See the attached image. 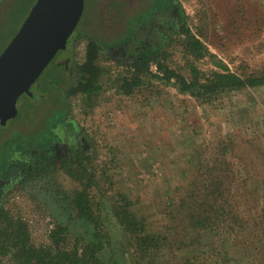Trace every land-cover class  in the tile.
Segmentation results:
<instances>
[{
  "label": "trees",
  "instance_id": "obj_1",
  "mask_svg": "<svg viewBox=\"0 0 264 264\" xmlns=\"http://www.w3.org/2000/svg\"><path fill=\"white\" fill-rule=\"evenodd\" d=\"M35 1L0 4V54ZM82 16L83 10L80 20ZM77 26L65 46L83 40L82 61L77 62L72 51L70 69L54 65L38 84L36 94L43 95L38 104L50 102L41 129L37 131L43 117L33 128L29 113L36 105L25 95L19 98L20 109L15 105L9 112L7 123L16 124L26 115L27 128L34 132L6 138L2 135L8 126H0V264H156L176 252L181 258L160 264H264V200H260L264 183L251 189L237 175L230 133L214 135L209 151L201 153L195 176L167 196L164 218L158 222V213H148L136 197L115 190V165L99 158L94 140L87 139L89 148L84 150L83 133L70 139L71 98L80 96L82 105L92 107L103 89L102 48L114 47L134 59L128 72L112 81L123 96L156 80L199 106H214L219 99L264 89V70L248 75L232 72L194 35L176 0H156L146 18L134 26L128 23L120 36L113 32L101 36L98 26L84 30ZM254 102L249 96L247 103L252 107ZM241 108L238 111L245 115L247 108ZM58 128L66 132L59 170L70 182L67 191L53 180L47 159L38 154ZM14 153L18 157L11 163ZM13 189L35 201L36 209L48 206L37 200L41 196L53 206L56 217L46 241L37 243L33 238L29 221L11 197Z\"/></svg>",
  "mask_w": 264,
  "mask_h": 264
},
{
  "label": "rangeland",
  "instance_id": "obj_2",
  "mask_svg": "<svg viewBox=\"0 0 264 264\" xmlns=\"http://www.w3.org/2000/svg\"><path fill=\"white\" fill-rule=\"evenodd\" d=\"M176 1L194 35L232 72L248 75L264 70V0ZM155 2L84 0L83 16L77 28L84 30L88 26H98L101 36L111 32L114 36H120L128 23L134 26L137 21L146 18ZM72 51L76 61L81 62L85 42L78 40L74 43L71 40L62 47L53 63L30 87V92L35 94L38 91L36 86L53 71L55 63H64L70 69L73 65ZM175 61L180 62L177 55ZM132 62V58L116 51H102L100 64L106 73L103 89L94 105H82L80 96L71 98L73 116L70 122L78 132L84 134V150L89 148L86 140H94L99 158L112 161L115 165V190L136 197L148 213H158V222L164 218L167 196L176 186L186 185L195 176L201 153L209 151L206 148L214 141V135L220 133H230L234 140L237 175L246 180L249 188H261L264 183V89L219 99L215 107L199 106L191 97L179 94L174 88L163 86L156 80H148L130 96L118 95L112 81L124 76ZM202 68L208 69L209 66L202 65ZM151 71L154 72V69ZM249 96L255 100L252 107L247 103ZM20 102L18 98L12 104L14 106L0 114V126H8L3 137H13L16 132L24 136L34 132V129L27 128L29 121L26 115H21L16 124L7 123L9 112L15 110V105L20 109ZM240 106L247 108L245 115L238 111ZM49 107L50 102L44 104L42 100L29 113V117H33V128L43 117L37 131L45 118L44 109ZM48 166L53 180L64 190L70 189L69 180L59 170L58 160L49 162ZM11 197L19 206L20 213L29 221L35 241H46L53 215L56 217L46 197L37 199L35 196L49 206L44 207L43 211L36 209L35 201L18 189H13ZM260 200H264V191L260 194ZM179 253L166 255L156 264L181 258Z\"/></svg>",
  "mask_w": 264,
  "mask_h": 264
},
{
  "label": "water",
  "instance_id": "obj_3",
  "mask_svg": "<svg viewBox=\"0 0 264 264\" xmlns=\"http://www.w3.org/2000/svg\"><path fill=\"white\" fill-rule=\"evenodd\" d=\"M83 0H36L0 54V114L30 87L65 46L83 10Z\"/></svg>",
  "mask_w": 264,
  "mask_h": 264
},
{
  "label": "flooded vegetation",
  "instance_id": "obj_4",
  "mask_svg": "<svg viewBox=\"0 0 264 264\" xmlns=\"http://www.w3.org/2000/svg\"><path fill=\"white\" fill-rule=\"evenodd\" d=\"M163 11L164 10L162 9V12H161L162 14L165 13ZM104 50H113V51H116V52L120 53L122 56H126V57L132 58L131 56L124 55L122 52L118 51L114 47L102 48L101 51H104ZM132 60H134V59L132 58ZM61 64L63 65L64 68L67 67V66H65L64 63H61ZM61 64L60 63H55V66L56 67H59V66L61 67L62 66ZM48 65H50V63ZM37 87H38V85L36 86V89H37ZM31 94H33V93H31ZM22 96H24V95H22ZM33 96H34V98L29 97V96H26V97L31 98L35 105H37L40 102V100L42 99V97H43L42 94H36V93L33 94ZM73 129H74V131H73L74 134H72V136H71L70 139L76 140V139H78V136L81 135L82 133L81 132H78L74 127H73ZM65 133L66 132L63 129H59L58 128V129L54 130L52 139L50 141L46 142L45 144L41 145L40 148H38V149H40L39 152H38V154H40L41 156H43V157H45L47 159L48 165H49V162H51V161H53L55 159H57L58 160V163H60V158H62L65 155V153H66V148H65V143H64L65 142ZM80 142H82V138L80 139ZM53 148H55V149H53ZM17 157H18L17 154L14 153L13 155L10 156L9 161L11 163H13V161H15L17 159ZM12 168L13 167L10 166L8 169L11 170ZM1 184H3L2 178H0V185Z\"/></svg>",
  "mask_w": 264,
  "mask_h": 264
}]
</instances>
